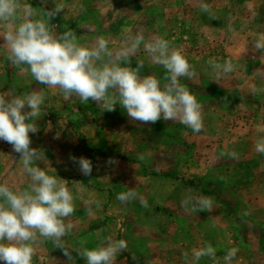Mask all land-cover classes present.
Here are the masks:
<instances>
[{"label":"rangeland","instance_id":"obj_1","mask_svg":"<svg viewBox=\"0 0 264 264\" xmlns=\"http://www.w3.org/2000/svg\"><path fill=\"white\" fill-rule=\"evenodd\" d=\"M201 2L210 5L214 18L200 9ZM20 4L31 5L32 19H44L57 36L71 31L83 46L104 37L114 55L128 34L142 31L145 40L162 37L182 52L196 73L191 79L181 77L180 83L201 104L200 133L178 120L143 124L131 120L119 104L115 111H106L75 95L65 99L58 87L38 83L30 71L21 72L7 58L3 35L8 28L0 24V94L35 91L43 98L41 115L33 121L39 131L30 134L31 147L45 152L47 159L38 166L64 179L73 195L75 212L65 223L73 226L67 235L74 237L78 252L96 248L111 236L127 242L114 264H225L223 255L232 248L238 251L231 264H264V158L255 150L264 136V50L255 47L264 35V0ZM56 5L63 11L48 19L45 13ZM212 59L219 64L231 61L233 71L218 72L209 64ZM141 60L140 76L153 75L166 83V70L152 61L144 44L119 63L135 69ZM114 92L109 90L110 95ZM72 157L88 158L91 175H83ZM4 182L13 190H24L30 177L12 146L0 140V183ZM129 189L138 193L136 199L122 203L116 198ZM189 193L210 197L213 210L185 211L181 200ZM66 236L62 243L70 259L51 239L37 234L32 264H86L71 251ZM209 244L215 255L194 261L193 249Z\"/></svg>","mask_w":264,"mask_h":264},{"label":"clouds","instance_id":"obj_2","mask_svg":"<svg viewBox=\"0 0 264 264\" xmlns=\"http://www.w3.org/2000/svg\"><path fill=\"white\" fill-rule=\"evenodd\" d=\"M199 7L214 18L209 4L201 2ZM62 11V6L56 5L45 15L52 19ZM33 14L32 6L22 7L20 0H0V24L8 28L3 35L8 49L7 58L21 72L30 71L38 83L50 88L58 87L65 99L75 95L82 103L91 100L106 111H115L119 104L131 120L143 124L160 119L178 120L194 133L202 131L201 104L180 83L181 77L191 79L196 73L182 52L171 48L168 40L159 36L145 40L142 31L128 34L114 55L104 37H97L92 46H83L77 43L73 32L57 36L44 19H32ZM17 20L20 22L13 27ZM141 44H144L152 61L166 70V83L162 84L153 75L140 76L142 60L137 61L135 69L119 63L121 59L133 56ZM255 47L264 50V35L259 37ZM209 64L218 72L233 71L231 61L219 64L212 59ZM25 65L26 68L23 67ZM110 89L115 90L114 94H109ZM42 104V96L35 91L23 96L0 94V140L12 146L30 177V184L24 190H13L7 182L0 183V262L3 264H32V243L37 234L51 239L68 259L71 258L62 238L73 227L71 223H65V219L75 212L73 195L64 179H57L38 166V161L47 159L45 152L31 147L30 134L39 131L33 121L41 115ZM255 150L264 153V138L256 143ZM140 158L143 159L142 156ZM72 160L83 175H91L93 165L88 158L72 157ZM137 197L138 193L129 189L116 198L128 203ZM141 205L147 207L143 198ZM181 207L185 211L211 212L213 201L210 197L189 193L181 200ZM87 210L91 213V208ZM126 248L125 240L105 236L100 246L84 248L78 254L86 264H114L116 255ZM237 251L232 248L226 253L225 264H231ZM214 255L215 250L210 244L204 249H193L194 261Z\"/></svg>","mask_w":264,"mask_h":264},{"label":"crops","instance_id":"obj_3","mask_svg":"<svg viewBox=\"0 0 264 264\" xmlns=\"http://www.w3.org/2000/svg\"><path fill=\"white\" fill-rule=\"evenodd\" d=\"M262 127H264V124H262ZM263 138H264V136H263ZM260 157V156H259ZM263 158H264V153H263V156H262ZM263 235H264V232H261ZM69 238H67L68 240L66 241L67 243H69L70 244V248H71V251L72 252H78V249H77V247L76 246H74V244H73V241H74V237H72L71 235L69 236V235H67ZM66 236V237H67ZM64 238V237H63ZM74 248V249H73ZM226 254H224L223 256H225ZM202 264H204L203 262H202ZM213 264H217L216 263V261L213 263ZM220 264H222V263H220Z\"/></svg>","mask_w":264,"mask_h":264}]
</instances>
